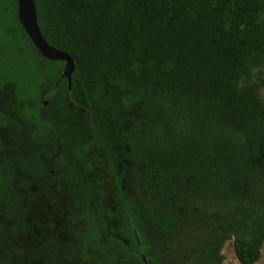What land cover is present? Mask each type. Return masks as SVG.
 Instances as JSON below:
<instances>
[{
  "label": "trees",
  "instance_id": "1",
  "mask_svg": "<svg viewBox=\"0 0 264 264\" xmlns=\"http://www.w3.org/2000/svg\"><path fill=\"white\" fill-rule=\"evenodd\" d=\"M34 1L76 69L6 0L0 264H222L227 240L258 262L264 0Z\"/></svg>",
  "mask_w": 264,
  "mask_h": 264
},
{
  "label": "water",
  "instance_id": "2",
  "mask_svg": "<svg viewBox=\"0 0 264 264\" xmlns=\"http://www.w3.org/2000/svg\"><path fill=\"white\" fill-rule=\"evenodd\" d=\"M18 3V19L31 38L40 54L49 60L64 61L62 77L67 79L71 87L72 75L76 69L72 55L58 49L45 38L38 20L37 7L34 0H16Z\"/></svg>",
  "mask_w": 264,
  "mask_h": 264
},
{
  "label": "rangeland",
  "instance_id": "3",
  "mask_svg": "<svg viewBox=\"0 0 264 264\" xmlns=\"http://www.w3.org/2000/svg\"><path fill=\"white\" fill-rule=\"evenodd\" d=\"M52 92H53V90L49 92V94L47 95V98L51 97ZM257 94H258V98L260 100V103L264 106V86L259 87ZM47 102H48V100H47ZM222 253L225 255V260L222 264H242L238 261L236 255H235L233 240H227L225 242L224 247L222 249ZM255 264H264V246L262 248V257Z\"/></svg>",
  "mask_w": 264,
  "mask_h": 264
},
{
  "label": "flooded vegetation",
  "instance_id": "4",
  "mask_svg": "<svg viewBox=\"0 0 264 264\" xmlns=\"http://www.w3.org/2000/svg\"><path fill=\"white\" fill-rule=\"evenodd\" d=\"M0 8L6 9V0H0ZM6 44H12V43L0 42V48H1L0 54H3V53L6 52L5 50H2L3 49V46H6ZM15 44H19V43H15ZM20 45H23V44H20ZM24 45L25 46H22L23 50H20L18 52L19 53L27 54L26 61H28V62L32 61L34 63V65H35V68L37 69L38 68V61H39V59L37 57L31 58L30 55L35 53L34 50L29 45H27V43H25ZM50 66L53 68V65H50ZM47 93L49 94V91ZM46 99L49 101V98H47V96H46V98H44V100H43V102L46 101L44 105H47L48 104V102H47Z\"/></svg>",
  "mask_w": 264,
  "mask_h": 264
}]
</instances>
